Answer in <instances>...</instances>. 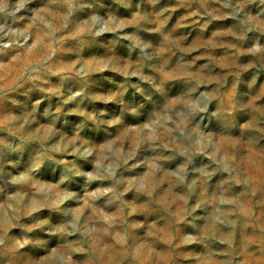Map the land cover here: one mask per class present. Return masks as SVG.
I'll use <instances>...</instances> for the list:
<instances>
[{
    "label": "clouds",
    "instance_id": "9594fccd",
    "mask_svg": "<svg viewBox=\"0 0 264 264\" xmlns=\"http://www.w3.org/2000/svg\"><path fill=\"white\" fill-rule=\"evenodd\" d=\"M0 264H264V0H0Z\"/></svg>",
    "mask_w": 264,
    "mask_h": 264
}]
</instances>
